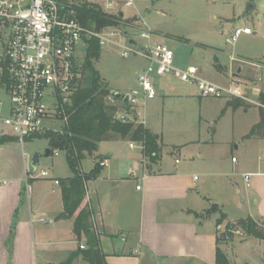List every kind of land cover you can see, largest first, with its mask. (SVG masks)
Listing matches in <instances>:
<instances>
[{
    "label": "crops",
    "instance_id": "1",
    "mask_svg": "<svg viewBox=\"0 0 264 264\" xmlns=\"http://www.w3.org/2000/svg\"><path fill=\"white\" fill-rule=\"evenodd\" d=\"M250 3L255 5L252 14L258 8L259 0H250ZM250 65L249 68L256 66L257 69H264L262 59ZM212 67L220 80L229 81V86L222 87L240 88L248 95L244 86L235 82L242 80L233 72L234 67L230 70L223 66L217 57ZM240 68L237 72H240ZM202 78L221 86L213 80ZM257 81L261 82V78ZM257 84L247 87L253 96L260 92L261 87ZM165 89L174 98L194 99L192 94L175 92L170 82H166ZM113 91L121 93L119 90ZM196 95L200 99L204 98L198 93ZM155 99L142 97L140 105L130 111L128 118L136 124H143L158 136L162 147L165 144L164 132L161 137L151 127L148 120L150 113L146 107L149 101ZM238 101H242L241 107H248L245 101L230 97L228 108ZM260 104L264 106L262 102ZM199 133L200 128H197L195 137L189 142L181 146L173 145V148H162L161 160L154 165L149 164L144 156L142 144L120 138L102 142L98 151L88 156L93 162L88 171H84L81 164L82 171L90 173L96 164L104 163L100 175L86 185L83 206L90 207L93 212L92 228L99 238L107 264H216L218 249L233 263L229 249L227 253L223 248L226 242L219 237L217 225L221 217L227 218V225L236 224L241 219H229L224 211L226 206L211 192L213 182L222 178L224 173L220 171V160L209 154V150L214 149L209 147L216 142L201 139ZM249 138L264 141V129ZM132 143L134 148L130 146ZM121 144L128 148H122ZM188 144L196 148H187ZM4 146H0V155L6 149ZM164 149L173 156L182 152L190 154V150L195 149L203 165L201 174L206 177L204 181L199 183L197 176L192 177L190 167L183 165L176 157L174 164L168 166L163 161ZM26 163L23 159L24 176L20 172L0 178V264H64L79 247L87 245L86 239L77 241L73 231L74 219H59L64 205L60 185L54 181L62 178H50V175L48 178H29ZM2 171L0 169V175ZM249 174V187L245 182L246 187L255 188L258 197L256 204L263 215L260 218L250 217L264 228V172ZM213 206H217V210L213 209L211 213ZM10 233H13L11 252ZM72 264L88 263L79 257Z\"/></svg>",
    "mask_w": 264,
    "mask_h": 264
},
{
    "label": "rangeland",
    "instance_id": "2",
    "mask_svg": "<svg viewBox=\"0 0 264 264\" xmlns=\"http://www.w3.org/2000/svg\"><path fill=\"white\" fill-rule=\"evenodd\" d=\"M83 1L102 6L106 0ZM114 1L118 3L116 9L125 14L131 27L126 30L124 26L104 30V37L111 43L101 46L100 59L94 63L101 78L106 80L113 90L124 94L133 91L138 87V73L149 64L140 56H122L123 50L118 44L129 46L131 39L136 41L139 48L157 43L167 45L174 52V66L180 69L198 67L202 77L221 86H229L230 83L228 80H220L214 74V58L217 57L219 62L230 70L234 67L233 72L242 80L235 82L241 87L244 86L247 98L252 101L245 102L248 107L228 108L230 97L211 96L200 99L196 95L198 90L195 86L168 75L157 81V97L146 106L150 113L148 120L161 137L162 131L164 132L165 144L162 148H173V145L181 146L189 142L195 137L197 128H200L201 139L216 142L209 147L214 148L209 150V154L220 160V171L224 174L213 182L211 192L226 206L224 211L229 219L263 216L256 204L258 197L255 188H247L244 177L250 175L249 173L264 172V141L251 140L247 136L260 120V108L264 111V107L260 106V97L264 95V69L248 67L251 66L250 63L261 59L264 61V0H259L258 8L252 14L246 13L250 0H133L130 7L123 6L126 0ZM243 28H250L253 34L242 35L236 43H230L229 39L235 30ZM142 32L147 33L150 39L141 38ZM85 54L86 47L82 46V65ZM239 67L243 68V71L240 68V72H237ZM258 78H261V82L257 81ZM166 82L174 85L175 92L192 94L194 99L180 100L172 97V93L165 89ZM256 83L261 88L260 92L253 96L247 87ZM2 98L3 94L0 92V99ZM108 102L112 104L111 99ZM142 108L143 106L140 107L141 110ZM3 145L6 149L0 155V169H3L1 179L20 172L24 176L26 172L22 166L23 159L27 162L29 178L40 176L43 170L49 173L50 178L64 179L72 175L64 153L45 156L49 147L45 139L26 141L24 144L14 140ZM121 145L122 148H128L127 145ZM187 146L196 148L189 144ZM194 150H190V154L182 152L173 156L164 149L163 161L169 166L174 164L176 157L183 165L190 167L192 177L197 176L199 183H202L206 177L201 174L203 165ZM35 154L40 156V165L35 174H32L31 159ZM233 157L235 163L232 161ZM92 165V158L87 157L82 162V169L88 171ZM225 221L227 218L221 223L224 226L227 225ZM232 242L228 245L225 243L223 248L229 249L233 263L264 264V240L243 233Z\"/></svg>",
    "mask_w": 264,
    "mask_h": 264
},
{
    "label": "built area",
    "instance_id": "3",
    "mask_svg": "<svg viewBox=\"0 0 264 264\" xmlns=\"http://www.w3.org/2000/svg\"><path fill=\"white\" fill-rule=\"evenodd\" d=\"M132 5L133 0L123 3L126 7ZM117 6L114 0H106L101 7L106 13L118 14L121 10ZM251 34L250 28L237 29L229 42L236 43L242 35ZM90 37L97 38L101 46L111 43L103 32L85 28L75 18L74 10L65 9L60 0H0L1 138H14L24 144L45 139L50 133L64 132L69 123L68 109L84 78L80 48L86 47L85 39ZM140 37L150 39L145 32ZM131 40L135 43L129 46L118 44L122 56H140L149 64L138 73L136 89L125 94L114 91V96H120V103L126 101L129 108L117 114L118 120H129L128 114L140 105L142 97L155 99L158 79L168 75L195 86L200 97H234L252 102L240 88L222 87L203 79L195 66H174L175 55L167 45L157 43L139 48ZM40 177L48 178L49 173L43 170ZM244 180L249 187L250 175ZM54 183L60 184L58 180ZM217 232L226 243L244 233L240 228L222 224L217 225ZM81 249L85 247L82 245Z\"/></svg>",
    "mask_w": 264,
    "mask_h": 264
},
{
    "label": "trees",
    "instance_id": "4",
    "mask_svg": "<svg viewBox=\"0 0 264 264\" xmlns=\"http://www.w3.org/2000/svg\"><path fill=\"white\" fill-rule=\"evenodd\" d=\"M65 9L74 10L75 18L87 29L103 32L109 28L131 27L130 21L118 14L104 12L98 4L83 0H60ZM86 54L83 62V81L75 95L72 105L68 109L69 123L62 134L50 133L44 138L49 143V148L64 153L72 176L59 180L64 205L63 213L59 219H74V234L77 241L86 239L85 249L78 248L72 253L64 264H72L75 259L82 257L88 264H107L106 256L100 248L98 236L92 228L93 212L90 207L83 206L86 185L89 181L97 178L102 166L96 164L90 173H84L81 169L82 162L93 156L102 142L116 138L128 139L140 143L143 146L144 156L149 164L160 162L162 147L159 145L158 136L151 133L143 124H136L131 120L121 121L117 114L128 111L126 103L121 104L113 95L114 91L109 87L95 69L94 63L101 56L100 41L95 37L85 39ZM112 98V104L108 101ZM264 104V95L260 97ZM242 101L232 104L234 109L242 106ZM264 129V111L261 109V120L248 137L260 133ZM14 138H0V146L14 141ZM217 210V206L211 209ZM224 217L218 220L222 223ZM228 226L240 228L249 237L264 240V228L251 217L239 220L236 224L228 223ZM13 233H10L9 252ZM220 241V240H219ZM222 242V241H220ZM216 264H235L220 250L217 251Z\"/></svg>",
    "mask_w": 264,
    "mask_h": 264
},
{
    "label": "water",
    "instance_id": "5",
    "mask_svg": "<svg viewBox=\"0 0 264 264\" xmlns=\"http://www.w3.org/2000/svg\"><path fill=\"white\" fill-rule=\"evenodd\" d=\"M255 8V5L254 4H252V3H250V4H248L247 5V8H246V13L247 14H250L251 12H252V10ZM119 15H120V17H124V13L123 12H119ZM125 34L127 35L128 34V32H125ZM130 43L131 44H134L135 42L133 41V40H130ZM120 96L118 95V98H119ZM125 103L127 104V102L125 101ZM53 154V150L51 149V148H47V150H46V152H45V156H51ZM40 165V156H39V154H35L34 156H33V158H32V162H31V168H32V172L33 173H35L36 171H37V168H38V166ZM248 264H255V263H253V262H250V263H248Z\"/></svg>",
    "mask_w": 264,
    "mask_h": 264
}]
</instances>
